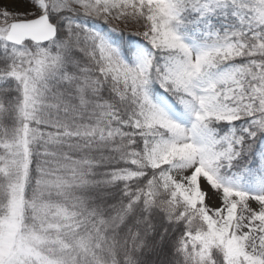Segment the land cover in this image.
<instances>
[{
    "label": "snow or ice",
    "instance_id": "snow-or-ice-1",
    "mask_svg": "<svg viewBox=\"0 0 264 264\" xmlns=\"http://www.w3.org/2000/svg\"><path fill=\"white\" fill-rule=\"evenodd\" d=\"M0 264H264V0H0Z\"/></svg>",
    "mask_w": 264,
    "mask_h": 264
}]
</instances>
